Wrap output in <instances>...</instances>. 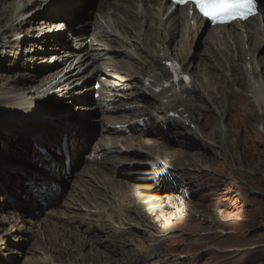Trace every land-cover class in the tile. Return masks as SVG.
<instances>
[{
	"label": "bare ground",
	"instance_id": "1",
	"mask_svg": "<svg viewBox=\"0 0 264 264\" xmlns=\"http://www.w3.org/2000/svg\"><path fill=\"white\" fill-rule=\"evenodd\" d=\"M206 26L188 7H174L170 0H0V61L8 58L14 72L0 75V125L12 127L10 133H15L27 129L20 126L36 121L38 127L22 135V139L31 136L30 144L35 142V157L50 155L51 151L49 155L41 152L48 142L68 154L67 163L66 158H54L50 179L63 186L64 193L70 190L69 201L62 203L64 209H48L44 222L51 225V232L42 234L40 249H32L37 257L32 264H171L166 262L171 254L165 249L176 241L171 238L188 232L179 222H196V229H189L195 234L201 230L206 235L228 234L226 241L243 235V230L216 228L213 220L223 218L221 212L208 214L207 206L185 201L190 192L206 186L218 184L226 192L222 187L229 183L210 173L202 175L207 168L201 164L203 155L188 147L200 145L205 151L219 145L224 154L229 153L224 141L237 137L239 129L225 123V114L244 123L248 135L245 124L251 106L242 104V97L240 105L233 102V110L227 107L228 98L222 107L219 100L226 90H218L219 83L211 78L209 68L221 70L227 80L232 76L234 84L237 75L232 68L244 75L249 86L245 95L264 111V60L256 57L264 27L259 17L241 25L212 27L205 52L198 53L194 43ZM71 37L76 41L74 47L68 43ZM51 41L56 45L49 48ZM54 60V65H48ZM93 78L101 83L97 99L93 98ZM164 80H171L172 85L164 87ZM149 83L163 89L150 93ZM234 90L239 91L235 86ZM55 98L78 102L80 112L66 115L70 122L60 123L61 114L53 115ZM204 111L215 113L218 123L208 124ZM92 120L102 123L101 135L84 155L94 129ZM192 123L195 128L189 127ZM147 127L154 136L142 138ZM259 129L264 131L263 126ZM171 130L178 141L174 145L164 139ZM236 142H232L233 150ZM82 160L86 164L78 169ZM4 165L1 161L0 172L31 169ZM62 166L77 176V184L72 176L62 177ZM125 176L133 182H126ZM2 178L12 185L11 177ZM6 190L10 203L24 202L17 188ZM64 193L51 195L48 188L36 197L47 200L51 207ZM38 204L29 201L24 207L33 211ZM15 212L0 214V264L14 260V256L2 254L11 238L20 242L42 228L36 219ZM197 216H207L209 224L204 225ZM168 239L170 244L162 246ZM222 243L216 248L234 250L233 245L223 248ZM212 252L214 256V249Z\"/></svg>",
	"mask_w": 264,
	"mask_h": 264
},
{
	"label": "rangeland",
	"instance_id": "2",
	"mask_svg": "<svg viewBox=\"0 0 264 264\" xmlns=\"http://www.w3.org/2000/svg\"><path fill=\"white\" fill-rule=\"evenodd\" d=\"M211 28L212 27H209L207 25L205 28H203L201 33L197 35L194 43V50L198 53L205 52L206 39L211 31ZM179 38H177V40ZM256 55V57H261V59L264 60V39L263 44L261 48L256 52ZM208 59L209 58H206V61H208ZM0 62V75H13L14 72L10 70V68L12 67L9 64L8 58L4 62ZM213 69L214 68H209L208 71L212 72L209 74L211 78H216L213 80L219 83L218 90L223 91L222 87H225L226 90H224L225 93L219 100L221 101V103L218 101L220 104H222V107L227 105V101H225L224 99L228 98L229 102L227 107L230 108L229 110L231 111L235 108L233 102L237 104L236 106L240 105L242 97H245L242 104L251 106L246 119L247 123L245 124L246 132L248 131V135L244 133V123H241L240 121H234L231 114H229V116L225 114V117H229L228 119L227 117L225 118V123H227V125H230L233 130L239 129L237 137L230 136L227 137L226 141H224V144L226 145H224V147H228V149H230V151L228 150L229 153L224 154V152L222 151L223 148L221 146L219 147L218 144V146L216 145L217 147L214 150L208 149L205 151L201 150L202 148L200 145L188 147L189 151H199V153L203 155V162L201 164H204L205 166H207V168L203 170L202 175H207L208 173H210L211 175L217 177L219 180H223V182L228 181L229 183L226 185V187H222L226 189V192H221L218 184L216 185V187L206 186L202 189L199 188L197 191L193 190V192H190L185 201H187V203L196 202L202 204L205 207L207 206L209 208L208 214L214 211L221 212V216H223V218L219 220H216L215 218V220H213L214 222H216V228L221 227L227 230H243V235H236L230 241H226L228 240V234L214 233L206 235V231L203 230L199 231L198 234H195L192 233V231L189 229H196V222H179V225L182 228H185V230H188V232H180V237L171 238V240L176 241L173 242L170 249H165L164 251L166 254H171V256L168 255L166 262L168 263L170 261L171 264H224L228 262H232L231 264H264V131H262L261 129L258 130V126L264 127V111L261 112V109L258 106L259 104L255 100H253V98H251L249 95H245L247 94L249 86L247 84L248 80L244 77V75L236 73L232 68V73L237 75V82L235 81L236 84H234V82L231 80L232 76L228 77L227 80V76H225V74H223L221 70ZM221 83H224V86H220ZM234 86L239 90L238 92L234 90ZM64 100L67 99L59 98L58 100L55 98L54 100H52V102L54 103V109H52L53 115H57V113L58 115L61 114L59 120L60 123L70 122L66 118V115L80 112V110H76V105L78 104V102L71 101L70 103H67ZM211 113H207V123L217 124L218 120L216 114ZM85 118L88 119V121L91 120V118L88 116H85ZM35 122L32 125L20 126L22 127V129H27L15 133H10V131H12V127H5V125H0V163L1 161L6 162V165H4L5 167L13 165H25L23 167L31 168L28 170V172L18 170H12L11 172V169L0 172V188L3 190L2 191L0 189V214L5 213L7 215H11L12 213L10 214V212L16 211L15 213H21L20 215L22 216V218L30 217L36 219L39 225H42V228L35 231L33 236H28V239H23L20 242H15V239L11 238L10 242H7L4 249H2V254L14 256V260L10 261L9 264H32L35 262V260H37V257L31 254L32 249H40L42 246V234L43 236L44 234L47 236L51 232V229H49L51 225L49 226V224H45L44 222L45 217H49L47 215L48 209H64L65 207L62 205V203L64 201H69L68 195L70 190L68 189V191H65L64 193L62 187L59 192V197L62 195V193H64L63 197L54 201L53 205L55 207L53 205L50 207V203L48 205L47 200H44L47 202L44 205L43 200L36 197L38 192L46 191L48 188H50V194H52V192H56V187H53L52 185L53 180L50 179L54 174V171L52 169L54 168V158L56 157L59 160L65 159L66 155L62 153L61 150L59 151V148H54L52 146V142H48V145L45 146L49 151H51L49 157H47V159H40L39 157H35V142L33 144H30L32 141L31 136L26 135L27 137L22 139V135L23 133L25 134V131L34 130L38 127L37 123ZM60 123L58 125H60ZM92 124L94 129L92 134H89L87 147L83 151L84 155L91 151L93 144L100 138L101 135L100 130L102 123L98 120H92ZM190 125L189 127L195 128V124L192 123ZM63 129L66 128L63 127ZM163 133L166 132L164 131ZM165 135H169L168 137L164 138L168 143H171V140L173 141L172 145L178 142L177 138H174V136H172L173 130H171V132H167ZM140 136L144 138L154 135L152 129L150 127H147L144 133L142 132ZM235 140H237V142L236 145H234L235 148L233 150L232 142L234 143ZM64 146L65 144H63V150L65 151ZM168 147H171V144H169ZM220 148H222V150H220ZM85 164V160H82L77 165V167H79L78 169H82ZM63 168V166L59 168V170L62 171V177H65L66 175H68L70 178L73 177L74 185L77 184V176H72L73 172H66ZM131 175L134 176L136 175V173ZM230 175H232L233 177ZM6 176H8V178L11 177V186L13 188H17L22 192L24 202H17L18 205H15L14 202L10 203L8 198L4 195V192H7L6 187H8L9 190L11 188L10 184L6 185V182L1 181V179H4V181H6V178H2ZM114 177H118V179H120L121 174H115ZM124 179L126 182L132 181L126 176L124 177ZM208 181L211 182V178L207 179V182ZM16 184L21 187V190ZM70 184L68 188H70ZM167 184L168 186H171L170 183ZM196 185L197 183L193 185L194 188H198ZM212 188H216L215 191H212ZM89 191H91V188L89 189ZM22 194L19 193V195ZM29 201H36L39 203L37 208L33 209V211L28 209L26 210V208L24 207V204ZM197 218L200 219L199 216H197ZM201 219L200 220L204 225L209 224L207 216L205 219ZM5 225L8 226L7 224ZM36 228L37 225L34 227V230ZM76 231L78 232L79 228L76 229ZM91 237L94 238L95 236L92 235ZM171 240L168 239L164 241L162 246H168ZM222 241L224 242L222 243ZM220 243H222L221 246H225L223 248H228L230 247V245H233L231 247H233L234 250H221L219 248H216ZM239 245L247 246L240 247ZM213 249L215 253L214 256L212 252ZM87 251L88 250H85L84 253L87 254ZM195 254H197L196 259H194V261L190 263V260H192V256ZM211 257H214V259L210 260ZM155 258L157 259L159 258V256H155ZM175 258H179V260H176V262Z\"/></svg>",
	"mask_w": 264,
	"mask_h": 264
},
{
	"label": "snow or ice",
	"instance_id": "3",
	"mask_svg": "<svg viewBox=\"0 0 264 264\" xmlns=\"http://www.w3.org/2000/svg\"><path fill=\"white\" fill-rule=\"evenodd\" d=\"M176 4H191L204 16L225 23L248 19L257 14V0H175ZM188 80L189 77H184Z\"/></svg>",
	"mask_w": 264,
	"mask_h": 264
}]
</instances>
